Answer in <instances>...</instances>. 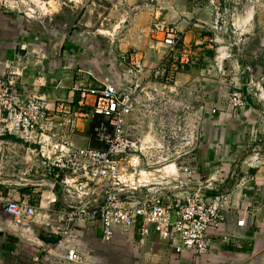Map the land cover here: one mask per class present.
Instances as JSON below:
<instances>
[{"label": "crops", "instance_id": "1", "mask_svg": "<svg viewBox=\"0 0 264 264\" xmlns=\"http://www.w3.org/2000/svg\"><path fill=\"white\" fill-rule=\"evenodd\" d=\"M14 1L0 5V76L18 72L20 92L43 96L51 106H76L81 98L75 90L79 81L98 86L109 80L126 90L135 76L121 57L139 53L144 67H154L162 57L152 50L161 49L154 42L161 38L155 28L159 23L175 27L181 47L195 54V63L179 76V89H197L196 114L204 109L199 140L191 148L193 182L206 183L216 175L211 194L229 192L232 198L220 231L232 241L226 244L219 237L204 257L177 255L157 237L143 240L138 228L118 229L115 241L107 244L100 223L77 228L66 248H76L82 264H110L100 253L106 252L104 245L120 254L118 264H254L260 258L264 264V29L252 27L256 7L246 11L244 0H224L226 10L231 2L226 13L231 17L223 18L233 23H228L230 32L222 33L215 29L210 0H156L151 5L145 0H61L63 6L43 20L27 18ZM219 68L234 84L221 80ZM236 93L244 96L243 108L231 107ZM80 130L72 137L76 146L102 148L89 136L88 122H80ZM2 147L3 155L10 153L7 142L0 141V153ZM11 159L12 173L6 176L19 175L27 167L26 155L20 150ZM38 191L0 180V264H68L66 248H57L52 255L42 253L50 242L48 232L63 228L58 214L44 223L26 219L17 226L2 211L5 201L24 197L36 207L42 199L46 204L48 192ZM243 218L246 225L239 227Z\"/></svg>", "mask_w": 264, "mask_h": 264}, {"label": "built area", "instance_id": "2", "mask_svg": "<svg viewBox=\"0 0 264 264\" xmlns=\"http://www.w3.org/2000/svg\"><path fill=\"white\" fill-rule=\"evenodd\" d=\"M155 1L145 3L151 5ZM14 2L33 20L51 17L63 6L61 0ZM0 5L7 6L5 0H0ZM210 5L216 17L215 29L230 32L223 18L227 13L224 0H210ZM154 33L161 35L154 41L161 49H152L162 56L157 65L146 68L139 53L125 54L121 60L135 76L134 82L124 90L109 80L98 86L79 81L75 90L81 98L76 106H51L43 96L20 92L15 80L18 72L0 76V141L17 149L15 155L20 150L25 153L27 164L19 175L7 177L53 183L52 188L10 183L34 187L40 194L48 192L46 204L42 199L36 207L29 197H24L5 201L2 211L17 226L26 219L44 223L58 214L63 228L48 232L50 242L42 247L45 255L66 248L74 231L91 223L101 224L102 240L107 244L115 241L118 229L138 228L143 240L157 237L177 255L204 257L211 253L219 237L226 244L232 241L230 236L220 234L225 213L232 208L231 194H211L215 192L216 175L206 183L193 182L191 148L199 140L204 109L196 114L192 125L194 138L187 139L190 148L186 152L172 154L165 144H150L146 140L140 144L134 136L132 120L136 108L143 103L141 94L158 83L176 91L179 76L195 63L194 52L181 47L182 37L175 27L159 23ZM218 40L216 37L215 41ZM219 72L223 82L234 84L222 68ZM230 103L233 109L243 108V94L236 93ZM82 121L88 122L102 148H81L73 143L72 137L81 132ZM58 203L62 205L59 210ZM245 225V218L238 222L239 227ZM66 250L68 264L83 263L76 248Z\"/></svg>", "mask_w": 264, "mask_h": 264}, {"label": "rangeland", "instance_id": "3", "mask_svg": "<svg viewBox=\"0 0 264 264\" xmlns=\"http://www.w3.org/2000/svg\"><path fill=\"white\" fill-rule=\"evenodd\" d=\"M230 3L231 2L226 6L229 12L231 9L229 7ZM244 3L246 11H248L251 5L256 7V16L252 21V27L254 29H264V0H244ZM230 14L231 13L225 14V16L230 18ZM224 21L231 25L233 23L225 19ZM234 23L237 24L236 21H234ZM248 28L252 29L251 27H247V29ZM224 54L228 59L229 56L225 51L223 52V55ZM217 55L219 56L220 53ZM149 89V91L141 94L143 103L135 110L133 133L136 141L140 142V144H142L144 140L150 144H165L166 147L170 148L172 154L188 151L190 143L187 144V139L190 140L191 137L194 138L192 125L196 120V111L198 109L196 95L199 91L195 89L192 92H182L180 89H176V91L172 92L160 83L153 85ZM91 135L92 134L89 136ZM93 138L96 140L94 136ZM5 149L6 147H2V152L0 153L1 177H7L6 174L12 173L9 163L12 161V155H15L18 151L14 149L12 145H9L11 151L9 149L7 150H9L10 153L3 155ZM12 164H14V161ZM35 205H37V203H35ZM98 247L100 251V243ZM103 247L107 250L105 252L104 249L100 251V253H103L105 258L107 257L108 262L110 260V264H118L120 261V254L112 250V245H110L109 248L105 245ZM262 262L260 258L259 261L254 262V264H263Z\"/></svg>", "mask_w": 264, "mask_h": 264}, {"label": "water", "instance_id": "4", "mask_svg": "<svg viewBox=\"0 0 264 264\" xmlns=\"http://www.w3.org/2000/svg\"><path fill=\"white\" fill-rule=\"evenodd\" d=\"M0 180L5 182V183H14V184H18V185H44L48 188H52L53 187V183L49 182V181H41V182H32L30 180H23V179H15V178H10V177H1L0 176Z\"/></svg>", "mask_w": 264, "mask_h": 264}, {"label": "bare ground", "instance_id": "5", "mask_svg": "<svg viewBox=\"0 0 264 264\" xmlns=\"http://www.w3.org/2000/svg\"><path fill=\"white\" fill-rule=\"evenodd\" d=\"M252 16H253V13L250 14V17H251V18H252Z\"/></svg>", "mask_w": 264, "mask_h": 264}, {"label": "trees", "instance_id": "6", "mask_svg": "<svg viewBox=\"0 0 264 264\" xmlns=\"http://www.w3.org/2000/svg\"><path fill=\"white\" fill-rule=\"evenodd\" d=\"M27 190H30V189H32V188H26Z\"/></svg>", "mask_w": 264, "mask_h": 264}]
</instances>
